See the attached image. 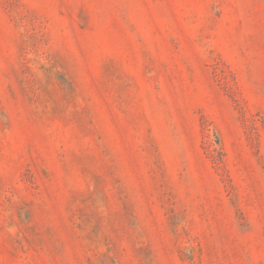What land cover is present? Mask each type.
<instances>
[{
  "label": "rangeland",
  "instance_id": "1",
  "mask_svg": "<svg viewBox=\"0 0 264 264\" xmlns=\"http://www.w3.org/2000/svg\"><path fill=\"white\" fill-rule=\"evenodd\" d=\"M0 264H264V0H0Z\"/></svg>",
  "mask_w": 264,
  "mask_h": 264
}]
</instances>
